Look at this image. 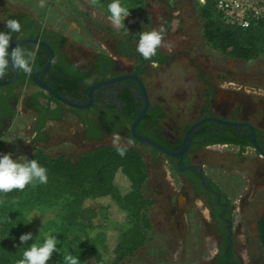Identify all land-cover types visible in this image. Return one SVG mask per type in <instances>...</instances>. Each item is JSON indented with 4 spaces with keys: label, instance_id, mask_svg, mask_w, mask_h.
<instances>
[{
    "label": "flooded vegetation",
    "instance_id": "1",
    "mask_svg": "<svg viewBox=\"0 0 264 264\" xmlns=\"http://www.w3.org/2000/svg\"><path fill=\"white\" fill-rule=\"evenodd\" d=\"M13 18L21 28L11 33L9 50L20 47L32 53V71L25 74L9 67L0 76V81H9L0 85V132L11 119L19 91L27 86L34 90L23 96L21 105L34 114V135L41 136L47 123L57 122L68 113L80 124L87 144L112 146L113 133H118L123 143L130 139L132 143L127 148L137 150L146 163V185L153 171L162 167L166 185L162 188L163 201L172 208L177 221L187 222L191 213L195 215L196 224L208 240L207 253L197 264H245L240 229L244 228V214L257 198L251 197L257 182L248 174L212 173L207 153L215 146H225L245 160L253 150L256 161L264 164V156L254 147L256 143L264 154L263 131L241 116L239 110L214 105L212 84L202 71L196 75L202 85L197 111L177 116L176 121L152 101L148 89L150 66L184 60V64L201 70L198 65H207L199 61L202 56L191 46L178 45L180 36L175 41L162 40L150 59L136 52V42L114 39L106 52L96 53L88 64H79L69 58L60 34L25 13L8 14L2 19L0 31H7L5 22ZM37 104L41 107L37 108ZM201 120L205 121L186 135ZM138 138L157 144L163 151ZM184 142L186 148L180 152ZM147 192L153 201L149 189Z\"/></svg>",
    "mask_w": 264,
    "mask_h": 264
},
{
    "label": "rangeland",
    "instance_id": "2",
    "mask_svg": "<svg viewBox=\"0 0 264 264\" xmlns=\"http://www.w3.org/2000/svg\"><path fill=\"white\" fill-rule=\"evenodd\" d=\"M199 5L198 0H143L139 13L128 15L123 27L115 28L108 15L96 9L89 0H0V24L8 14H27L34 21L60 34L64 38L69 58L79 64H88L96 53L106 52L114 39L136 42L141 32L153 28L164 29L163 41H175V37L180 36L182 41L178 45L194 48L195 53L202 56L199 61L207 65H198L202 68L198 70L194 65L179 60L169 65L150 66L147 83L152 101L159 103L174 121L177 116L193 114L202 96V85L196 77L197 72L202 71L212 84L214 105H229L239 110L241 116L248 117L263 131L264 139V55L243 61L222 54L215 45L204 39ZM129 20L131 22L127 23ZM165 47H168L167 43ZM33 90V87L24 86L19 91L11 119L0 132L4 144L0 154L10 153L14 159L21 155L29 158L33 150L43 148L49 157L73 159L79 153L99 145L87 144L82 139L80 124L68 113H64L57 122L47 123L41 136L34 135V114L25 111L21 105L23 96ZM165 122L169 123V119ZM209 150L207 163L212 165V173L248 174L252 181L257 182L251 195L257 198L244 214L240 239L244 243L242 254L245 264H264V249L258 242L255 230L256 221L264 212V177L259 176L264 175V164L256 161L253 150L245 160L230 147L215 146ZM163 173L159 166L145 184L154 201L147 210L151 225L149 239L132 257L120 264H197L201 256L207 253L208 240L196 224L195 215L191 213L187 222L177 221L172 208L163 201L162 188L166 186L162 179ZM123 181L120 179V183L125 185ZM89 204L101 217L108 247L112 249L117 231L125 225L123 214L107 197ZM56 211V208L41 206L36 209L33 204H28L23 214L28 221L32 220L27 227L12 231L8 235L9 242L22 250L27 245H20L18 237L26 232H31L34 238L39 236L41 240L43 234L56 235L59 240ZM82 224L83 227L70 228L66 236L67 240H76L78 245L74 246L77 242H71V245L65 243L60 247L58 243L60 253H53L47 264H54L65 252L75 254L78 249L88 251L84 233L90 232L91 224Z\"/></svg>",
    "mask_w": 264,
    "mask_h": 264
},
{
    "label": "trees",
    "instance_id": "3",
    "mask_svg": "<svg viewBox=\"0 0 264 264\" xmlns=\"http://www.w3.org/2000/svg\"><path fill=\"white\" fill-rule=\"evenodd\" d=\"M89 1L108 15L110 0ZM120 3L129 9V15L135 16L143 0H120ZM198 14L203 19L204 39L226 57L249 61L264 55V21L245 29L225 24L211 0L199 5ZM36 106L41 107L39 104ZM41 124H37L36 128H41ZM3 147L0 134V152ZM28 159H36L46 168L48 180L46 184L26 185L22 191L13 189L0 194V264H16L20 258L22 250L9 242L8 235L29 225L23 214L28 204H33L36 209L41 206L56 208L60 247L77 242L66 239L70 228L82 226L84 222L91 224L90 232L84 233L88 251L78 249L73 254L78 256L80 264H120L145 245L151 229L147 210L153 201L145 187L147 166L137 150L127 148L125 155L120 157L113 146L101 145L85 150L72 159L49 157L43 148H37ZM120 179L125 185L120 183ZM105 197L113 202L125 220V225L117 231L112 249L108 247L101 217L89 204ZM255 230L264 249V212L256 221ZM73 245L77 246L78 242ZM108 256L109 259H106ZM54 264H63L62 258Z\"/></svg>",
    "mask_w": 264,
    "mask_h": 264
},
{
    "label": "clouds",
    "instance_id": "4",
    "mask_svg": "<svg viewBox=\"0 0 264 264\" xmlns=\"http://www.w3.org/2000/svg\"><path fill=\"white\" fill-rule=\"evenodd\" d=\"M107 12L108 19L115 28L123 27V21L129 15V9L122 6L120 0H110ZM5 27L7 31H0V76H3L9 67L25 74L31 73L33 54L20 47L9 50L11 33L20 31V23L14 18L8 19ZM162 38L163 29L153 28L141 32L136 41V52L144 59L154 57L161 46ZM110 142L120 157L125 155L127 146L132 143L130 139L123 143L118 133L112 134ZM47 180L46 168L36 159H28L23 155L14 159L10 153L0 154V194L9 193L13 189L22 191L26 185L46 184ZM18 240L20 245L27 246L22 249L16 264H47L53 253H60L56 235L43 234L41 240L39 236L34 238L31 232H26L19 235ZM28 241L32 242L26 244ZM77 257L65 252L62 256L63 264H80Z\"/></svg>",
    "mask_w": 264,
    "mask_h": 264
},
{
    "label": "built area",
    "instance_id": "5",
    "mask_svg": "<svg viewBox=\"0 0 264 264\" xmlns=\"http://www.w3.org/2000/svg\"><path fill=\"white\" fill-rule=\"evenodd\" d=\"M204 4L205 0H198ZM225 24L242 29L264 21V0H211ZM131 21H127L130 23Z\"/></svg>",
    "mask_w": 264,
    "mask_h": 264
},
{
    "label": "water",
    "instance_id": "6",
    "mask_svg": "<svg viewBox=\"0 0 264 264\" xmlns=\"http://www.w3.org/2000/svg\"><path fill=\"white\" fill-rule=\"evenodd\" d=\"M8 82H9V81H0V85L7 84ZM41 86H42V88H44L46 91H48V92L50 91V89H49L48 87H46V86H44V85H41ZM50 92H51V91H50ZM64 102H65L66 104H68L69 106H75L73 103H71V102H69V101H65V100H64ZM206 120H208V119H206ZM203 121H205V120L198 121V122L195 123L193 126H191V127L189 128V130L187 131V134H186V135H188V134L192 133L194 130H196L197 127H198ZM138 139H139V141H140L141 143H143V144L153 146V147H155V148L160 149V150L163 151V149H162L161 147H159L157 144H155V143H153V142H150L149 140H146V139H144V138H138ZM254 147H255V149H256V150H257L262 156H264V154H263L262 151L259 149V147L257 146L256 143H254ZM185 148H186V143L184 142L183 148H182V150H181L180 152H183V151L185 150ZM165 152H166V151H165ZM166 153H168V152H166Z\"/></svg>",
    "mask_w": 264,
    "mask_h": 264
}]
</instances>
